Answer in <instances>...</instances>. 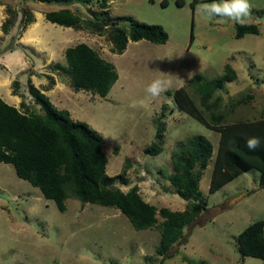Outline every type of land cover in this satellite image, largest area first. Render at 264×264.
Listing matches in <instances>:
<instances>
[{
    "label": "rangeland",
    "instance_id": "obj_1",
    "mask_svg": "<svg viewBox=\"0 0 264 264\" xmlns=\"http://www.w3.org/2000/svg\"><path fill=\"white\" fill-rule=\"evenodd\" d=\"M73 1L72 11L82 19H91L92 13L102 15L97 3L106 4L111 21L106 22L104 35L76 30L70 43L91 47L115 67L118 78L104 98L89 91L80 92L91 102L84 101L70 115L73 120L88 123L102 136L106 174L112 176L124 171L127 185L116 181L115 186L126 192L135 185L141 200L156 209L155 224L136 231L117 210L81 204L73 199L65 200V211L59 213L52 201L43 199L37 188L17 178L10 167L0 193V264H264L254 258H241L236 244L237 235L247 225L259 220L264 223V188L258 186L253 170L194 202L204 210L182 229L184 241L172 250L170 257L163 258L154 252L159 241L155 225L163 220L159 209L179 213L184 209V201L174 194L176 187L168 180L174 175L170 161L174 145L200 134L214 147L217 142L214 137L219 136L209 131L213 136L209 137V128L200 124V120L198 123L181 114L167 93L182 87L180 94L206 120L199 97L187 82L197 74L205 79L217 77L222 74L223 66L228 65L235 79L212 94L211 98L219 99L214 111L224 116L225 125L232 123L227 136L237 134L246 141L258 138L257 147L264 145V137L257 134V131L264 134V0H248L250 11L243 24L227 17L202 15L198 6L214 0ZM26 3L35 9H48V5L38 0H0L3 11L6 8L16 11L19 20L28 13ZM115 17L158 25L167 35L166 42L155 45L144 40L127 41L119 55L111 53L106 36L108 27L128 26L126 20L112 23ZM47 25L50 28L43 37L47 41L57 40L51 24ZM235 25H255L257 34L235 38ZM17 33L20 30L14 34ZM14 39L7 46L14 48ZM158 78L171 79L172 83L159 97L153 98L146 89ZM14 87L16 90V84L11 86ZM52 96L55 95L51 99ZM26 98L25 103L30 105V96ZM76 102L72 104L78 107ZM162 105H165L163 110ZM159 121H163L162 151L155 156L145 155L143 149L153 141L155 129L160 128ZM123 161H127L128 167ZM203 174L199 188L203 184L208 187L210 169Z\"/></svg>",
    "mask_w": 264,
    "mask_h": 264
},
{
    "label": "trees",
    "instance_id": "obj_2",
    "mask_svg": "<svg viewBox=\"0 0 264 264\" xmlns=\"http://www.w3.org/2000/svg\"><path fill=\"white\" fill-rule=\"evenodd\" d=\"M38 1L65 5L73 0ZM97 5L103 16L92 13L91 19H82L68 9H61L45 12L43 17L47 22L61 27L104 35L106 22L111 19L106 14V4L99 2ZM4 14L6 19L1 23L0 31L5 35L17 15L16 11L9 8H6ZM113 19L112 23L126 20L128 26L108 27L106 36L111 43V53L119 55L125 49L127 41L144 40L155 45L166 42L167 35L158 25L139 23L129 18ZM30 22V14L25 12L23 19L19 20L18 30L21 31ZM235 27V38H241L244 34H257L255 25ZM63 60L64 64L54 63L49 65V69L58 77L67 79L70 88L75 92L89 91L104 98L117 80L114 66L85 43H76L66 48L63 51ZM234 79V71L225 64L222 74L217 77L205 79L197 74L188 80L187 85L198 95L199 105L207 114L206 120L200 112L197 113L192 102L180 94L182 87L173 93H167L171 95L172 102L181 114L194 118L198 123L200 120V124L219 134L208 188L210 194L250 169L258 172L259 187L264 188V145L250 149L242 136L231 133L227 136V131L233 128L232 123L225 125L224 116L214 111L219 99L211 98L212 94ZM16 94L14 87L12 95ZM27 94L32 103L25 105L21 101L19 109L0 99V163L11 165L15 176L37 188L42 198L52 201L59 213L65 211V200L73 199L81 204L117 210L136 231L154 226L156 209L141 200L136 186H131L126 192H121L115 186L116 181L127 185L124 171L114 176L106 174L107 158L102 151L103 138L86 123L72 120L67 111L56 109L31 85H27ZM161 108L163 110L165 105ZM161 122L157 123L160 128L155 129L153 141L143 149L145 155L155 156L161 152ZM257 134L264 137L259 131ZM211 152L210 142L200 134H193L174 145L170 153L174 175L169 176L168 180L176 187L174 194L185 201L186 205L180 213L159 209L163 220L155 225L159 233V241L154 251L157 256L170 257L172 250L184 241L182 229L192 224L204 210L194 202L202 198L197 182L211 158ZM123 163L128 167L127 161ZM263 232L264 223L259 220L247 225L237 235V251L241 258H254L264 263Z\"/></svg>",
    "mask_w": 264,
    "mask_h": 264
},
{
    "label": "crops",
    "instance_id": "obj_3",
    "mask_svg": "<svg viewBox=\"0 0 264 264\" xmlns=\"http://www.w3.org/2000/svg\"><path fill=\"white\" fill-rule=\"evenodd\" d=\"M73 3L74 1L69 3L68 6H64L63 4L61 5L44 4V6L48 5V9H44V8L35 9V7H33L31 3H26L27 8L29 9L28 13L30 14V18H31V22L26 26V28L20 31L19 35L18 33L14 34L18 31L19 19L16 18L15 22L13 23L12 27L7 32V34L4 35L0 31V99L4 103L14 107L15 109H19L21 101H23L24 103L27 101L26 98V96H28L27 85H31L33 88L39 90L56 109L67 111L71 119L72 117L70 113H76L84 104V101H86L87 103L91 102L89 98H84L83 95L79 94L80 92L84 93V91H78V92L73 91L70 88L67 79L66 80L60 79L55 74V72L50 69L47 72L45 70V67H47L49 64H54V63L64 64L63 51L66 48L74 45L71 44L70 42L74 40L73 33L76 30L69 27H61L55 24H51L44 19L43 14L45 12L58 11L61 9H68L70 12H73L72 11V9L74 8ZM3 10H4L3 6L0 5V26L5 18ZM44 21L46 23H44ZM47 23L51 24L52 31H54L55 35L58 37L57 40L47 41V39L43 37L46 31L48 30V28H50V26H48ZM13 37H15L13 43L14 48H11V46L10 45L7 46V44H9L8 42ZM3 46H6V48ZM53 57H55L56 59H53ZM28 67L30 68L29 71H28ZM12 83L16 84V90H17L16 95H12V88H11ZM51 95H55L56 97L52 96L53 99H51ZM64 99L67 100L63 101ZM69 99L71 100L68 101ZM74 101H77L76 103L78 107H75L72 104ZM55 103L57 105H60V107L58 108L55 105ZM25 105L28 104L25 103ZM86 124L88 125V123ZM209 131L210 130H208V132ZM209 134H210L209 137H213L210 132ZM214 138L218 140V137H214ZM211 146H212L211 158L206 164V167L202 171V174L197 182L198 190L203 198L206 197V193L209 195L215 193L214 192L210 194L208 192V188H209L211 172L213 169L214 159L217 153L218 143L216 142V145L214 147L213 145ZM10 167L11 165L9 164L0 163V193L3 191L4 176L9 175L11 172ZM105 169H107V163ZM206 169H210L208 187L206 188L205 185L203 184L199 188V182L201 181V178L204 175L203 173ZM257 178H258V173H256V182H257ZM227 184L221 186L219 190L222 189ZM183 204L185 206V202ZM263 236H264V232H263Z\"/></svg>",
    "mask_w": 264,
    "mask_h": 264
},
{
    "label": "clouds",
    "instance_id": "obj_4",
    "mask_svg": "<svg viewBox=\"0 0 264 264\" xmlns=\"http://www.w3.org/2000/svg\"><path fill=\"white\" fill-rule=\"evenodd\" d=\"M198 7L202 15L209 17L213 15L220 17H227L230 20H233L241 24L246 22L245 18L249 15V11H250V5L248 0H220L219 3L215 2L214 0V2L211 4H203V5H199ZM171 83H172L171 79H160V78L154 79L148 85L146 91L151 97L157 98L164 91H166V89L169 86H171ZM141 104L142 106L147 107V104H144L143 102H141ZM258 144H259L258 138H252L247 141V146L250 149L256 148ZM250 170H253L256 173H258L254 169H250ZM257 184H258V178H257ZM244 258H249V257H244Z\"/></svg>",
    "mask_w": 264,
    "mask_h": 264
},
{
    "label": "water",
    "instance_id": "obj_5",
    "mask_svg": "<svg viewBox=\"0 0 264 264\" xmlns=\"http://www.w3.org/2000/svg\"><path fill=\"white\" fill-rule=\"evenodd\" d=\"M258 20H263V18H258Z\"/></svg>",
    "mask_w": 264,
    "mask_h": 264
}]
</instances>
